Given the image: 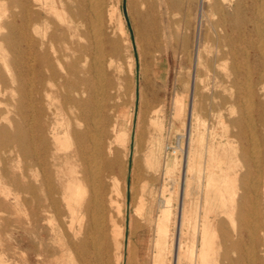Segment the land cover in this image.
Instances as JSON below:
<instances>
[{
  "label": "bare ground",
  "instance_id": "6f19581e",
  "mask_svg": "<svg viewBox=\"0 0 264 264\" xmlns=\"http://www.w3.org/2000/svg\"><path fill=\"white\" fill-rule=\"evenodd\" d=\"M200 2L218 18L195 51V71L217 65L224 72L215 74L219 82L235 90L231 111L239 107L240 114L230 122L236 130L219 141L212 135L204 166L194 81L190 106L198 127L175 212L166 183L155 184L149 200L133 184L126 203L132 118L121 102L118 61L127 47L115 37L114 19L126 34L119 7L106 19L108 0H0V195L20 201L29 193L34 226L57 222L62 264H111V257L116 264H264V0ZM189 98L176 94L175 119ZM178 167L177 158L166 163V174ZM204 175L201 205L191 196Z\"/></svg>",
  "mask_w": 264,
  "mask_h": 264
},
{
  "label": "rangeland",
  "instance_id": "374dc122",
  "mask_svg": "<svg viewBox=\"0 0 264 264\" xmlns=\"http://www.w3.org/2000/svg\"><path fill=\"white\" fill-rule=\"evenodd\" d=\"M200 1L108 0L105 18L108 19L109 10L117 6L126 28V34L121 35L114 19L115 37L123 40L119 43L120 46L127 47L118 61L121 65L118 75L121 78V102L128 103L127 112L132 118L125 177L126 203L131 201L133 184L139 196L143 194L149 200L151 188L155 184L160 187L166 183L173 195V210L178 212L183 200L184 182L189 178L185 173L190 134L198 127L196 114L192 111V105L190 106L193 104L194 81L200 92L195 98V105L201 119L199 129L205 136L202 159L204 166L208 159L206 146L212 141V135L219 141L221 135L236 130L230 124L240 114L239 107H234L235 111H231L235 90H230L229 82L221 84L215 75L218 73L222 78L224 72L217 65L213 66V72L210 73L203 66L198 72L195 71V54L198 50H203L205 31L213 28L211 20L218 18L208 17L205 14L207 4ZM137 28L142 29V39L138 38ZM131 64L133 75L129 72ZM176 94L190 96L187 110L181 119L174 118ZM214 94L217 95L216 98L211 97ZM244 100L245 105L251 103L248 98ZM212 107H215L214 111ZM175 158L179 161V167L169 176L165 165ZM149 160L155 165H149ZM173 180L179 182L177 193ZM2 183L13 189L9 179L4 178ZM205 183L204 175L202 186L198 188L194 185L191 196L192 199L198 198L201 205L204 203ZM0 201L5 203L0 207V264H62V229L57 227L53 230L52 227L57 226V222L52 225L45 220H41L38 227L34 226L32 196L24 193L20 201H17L15 196L5 198L0 195ZM159 204L160 198L155 209L159 208ZM126 213L129 224L132 210L126 207ZM227 227H230L228 222ZM45 231L48 236L44 241L36 239L37 236L42 237ZM45 247L52 251L47 259L41 255ZM111 264H116L115 257H111Z\"/></svg>",
  "mask_w": 264,
  "mask_h": 264
}]
</instances>
